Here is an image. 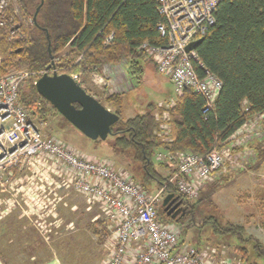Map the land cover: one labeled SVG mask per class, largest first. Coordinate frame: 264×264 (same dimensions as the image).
Segmentation results:
<instances>
[{
	"label": "trees",
	"instance_id": "trees-1",
	"mask_svg": "<svg viewBox=\"0 0 264 264\" xmlns=\"http://www.w3.org/2000/svg\"><path fill=\"white\" fill-rule=\"evenodd\" d=\"M14 1L26 23L19 31L22 38L17 40L9 39L12 37L7 27L0 28V74L14 69L46 71L51 66L48 71L54 69V74L77 76L87 94L119 117L107 137L113 154L132 160L136 165L133 171L142 180L143 189L148 191L145 188L148 183L156 184L157 191L165 187L163 197L174 194L187 207L185 214L174 220L162 211L169 220L167 223L186 224V228L195 225L194 211L200 201L181 195L175 183L165 184L175 172L166 177L158 172L159 155L187 153L205 157L214 151L228 150L236 162L239 154L250 150L256 158L249 169H258L264 158V0H222L213 14L214 24L194 51L197 62H193V68L197 76L202 77L207 71L221 83L211 110L204 113L203 97L185 87L174 99L165 101V105L149 104L145 111L127 120L121 118L124 108L121 94L103 91L102 102L88 85L94 75L113 67L125 68L130 80L142 78L143 67L151 63L142 46L166 45V39L156 29L162 18L155 0H43L42 5L41 0ZM38 7L34 23L32 18ZM110 34L112 40L106 44ZM25 84L29 87L27 95L22 94V89L19 92L24 107L36 104L34 114L41 120L60 116L37 94L32 81ZM164 113L168 115L167 121L161 120ZM251 121L261 125V136H253L254 143L249 139L231 145V137ZM162 123L168 127L167 137L160 128ZM239 170L230 163L225 175ZM207 225L215 236L232 238L237 244L248 241L243 240L245 231L241 226L220 225L207 218L200 227ZM200 243L197 241L196 249ZM236 248L243 263L264 264L263 244L252 241L249 251L241 245Z\"/></svg>",
	"mask_w": 264,
	"mask_h": 264
},
{
	"label": "built area",
	"instance_id": "built-area-1",
	"mask_svg": "<svg viewBox=\"0 0 264 264\" xmlns=\"http://www.w3.org/2000/svg\"><path fill=\"white\" fill-rule=\"evenodd\" d=\"M221 1L155 0L162 18L156 29L166 39V45L142 46L157 74L173 85L175 94L189 87L203 97L204 113L212 109L221 83L207 71L198 77L193 68L196 55L194 51L185 52V47L206 35L214 24L213 14ZM19 12L13 1L0 0V28L7 27L10 34L18 30ZM112 37L110 34L106 38V44ZM46 73L52 75L54 69L38 72L18 69L0 74V186L8 187L15 170L20 172L36 162L50 161L63 187L82 195L88 203L97 204L102 212L109 233V254L101 264H245L240 260L207 257L202 249L180 246L176 226L157 218L156 208L163 189L150 194L131 174L114 169L109 161L85 156L62 141L42 136L32 114L21 104L19 92L26 81L34 85ZM71 78L80 83L77 76ZM92 79L102 81L103 78L94 75ZM167 119L164 113L161 120ZM252 123L248 122L231 137V145L259 136L254 131L248 133V124ZM160 128L166 135L167 125L162 123ZM228 155V150L214 151L205 157L177 154L172 179L178 192L189 200L196 199L204 182L222 169Z\"/></svg>",
	"mask_w": 264,
	"mask_h": 264
},
{
	"label": "rangeland",
	"instance_id": "rangeland-1",
	"mask_svg": "<svg viewBox=\"0 0 264 264\" xmlns=\"http://www.w3.org/2000/svg\"><path fill=\"white\" fill-rule=\"evenodd\" d=\"M12 1L15 3L14 0ZM23 21L24 17L19 12L16 19V24L19 29L11 33L10 36L12 38L9 39L17 40L22 38L19 31L21 32V29L24 28L22 25ZM150 61L151 63H147V65L143 67L144 74L140 80H130L124 72L120 71L119 67H113L104 69L103 72L99 74V76L103 78L102 81H94L91 78L88 85L89 89L92 93L98 94L102 102L101 94L103 91H108L107 93L115 95L121 94L124 100V108L121 116L122 120L130 119L136 114L145 111L149 104L161 103L162 105V102L174 99L176 94L174 93L173 85L157 74L154 63L152 60ZM21 91L23 95H27L29 91L28 85L24 84ZM102 104L108 107L104 103ZM36 107H38L36 104H31L28 110L32 114L31 118L36 122L42 136L55 138L62 142L64 141L68 143V146L71 145L75 150L77 149L76 151L81 150V152L90 154L89 156L91 157L105 159L111 162L113 167H117L121 171H126L129 174L133 172L132 177L135 182L140 186L143 184L142 180L133 171L136 165L132 160L130 158L116 157L113 154L110 149V138L102 143H93V141L85 138L76 129L69 126L61 116L53 115L46 116L42 120L39 119L34 114ZM252 122L253 121H251V123ZM248 126L250 127L249 134L254 131L261 136V125H254L252 123L248 124ZM256 128L258 130H256ZM165 136L167 137V135ZM164 140L168 141L166 139ZM249 142L254 143L255 141L251 139ZM166 155L167 154H164V156L161 155V161L157 162L159 164L156 166L158 172L163 177L168 176L171 172H175L177 166L176 155ZM225 157L222 167L223 171L217 173V179L211 184L205 185L204 189L198 192L197 200H199L200 203L196 206L194 211L195 225H190L188 228H186V224H178L175 226L179 231V242L183 243L182 246L196 248L197 241H200L199 249L204 250L202 252H205L207 257L238 261L240 260V252L236 248L237 245L245 247L248 251L250 250L252 241H257L264 245V158H262V162L258 169L254 170L249 169L254 166L256 158L255 153L250 150L239 154V158L236 162L233 161L229 155ZM46 162L49 163L50 161L46 160ZM230 163L235 167L240 166V170L237 171L235 175L226 176L225 171ZM49 172L50 171L40 170L38 171V176L48 177ZM13 176H17L16 172H14ZM172 178L173 176H171L165 184H173ZM60 181L61 179L59 180V186L63 189H67V187L65 188L60 184ZM1 182L2 179L0 180V184ZM7 188V185L3 187L0 186V200L4 199L9 193L6 192V194H3L2 192V189L6 191ZM145 188L150 194H154L157 191L156 184L148 183L145 185ZM161 189L165 191V187ZM10 193H13L18 204V206L17 204L15 205V208L23 211V203L16 197L18 196L17 192L10 191ZM73 198L77 207L72 216L68 215V217H66L63 215L62 219L58 218L55 224L49 223V219L43 218L41 219L42 225H40V229L34 221L36 219H31L30 226L32 227L33 225L35 229L32 227L34 232L28 235V237H30L28 242H34L36 251L33 253L32 249L31 252H26V254H35L34 262L45 260L52 252L57 253L67 264H101L107 257L109 247L106 242L107 235L106 233L104 234V231L101 229L103 215L99 206L95 204L96 206L93 205V210L85 212V207H87L85 204L86 200L84 202V200L81 197H77V195L73 196ZM163 198V196L160 198V203L156 210L158 220L162 223H167L169 220L162 214L163 208L160 209ZM15 199L12 198V200ZM2 203L1 201L0 210L6 205ZM94 217H96L95 221L93 219ZM207 218H213L220 225L229 223L243 227L245 231L243 240L248 241L237 244L236 240L232 238L215 236L211 226L207 225L205 227H200L202 221ZM70 220L73 221V224H70ZM4 221L5 220H0V227ZM50 224L52 225L51 228L57 225L56 232L54 230L50 231ZM1 233L0 231V240H2L3 237H11L13 240L16 238V235L3 236ZM28 239L29 238H27V240ZM27 245L28 247L26 250L30 248L29 244ZM39 249H41L42 252L39 253L37 251ZM249 257L252 259V252H249ZM24 260L28 261V258L23 257V261Z\"/></svg>",
	"mask_w": 264,
	"mask_h": 264
},
{
	"label": "crops",
	"instance_id": "crops-1",
	"mask_svg": "<svg viewBox=\"0 0 264 264\" xmlns=\"http://www.w3.org/2000/svg\"><path fill=\"white\" fill-rule=\"evenodd\" d=\"M120 71L126 73L125 68L120 69ZM163 104L165 105V102H162V105ZM157 105L160 106L161 103H158ZM78 151L85 156L90 155L88 153L81 152V150ZM50 164L51 163L47 162H36L34 165L29 168H25L23 171L19 172L15 170L14 172H16L17 176L9 180L10 183L8 184L7 191L4 192L2 189L3 194H6V192L8 193L11 190L12 192H17L18 196L16 197L19 201H22L23 211L15 208L17 202L13 193L9 192L4 199L0 200V202H3V205L6 204L5 207L0 210V220H5L0 227V231L2 232L1 234L3 236L16 235L14 240L13 238L11 239V237H3L2 240H0V264H67L57 253L54 252L50 253L45 260L34 262L35 254L33 253L36 251L34 247L35 244L34 242H28L30 240L28 235L33 234L35 229L33 225L32 227L34 229L30 226L31 219H36L34 221L38 225L39 229L40 225H42L41 219L43 218L49 219V223L55 224V222L58 221V218L62 219L63 215L68 217V215L72 216L74 214V210L77 205L75 204L73 196L77 195V197H81L84 202L86 200L82 195L74 193L71 188H61L59 186V178L57 176L58 173H56V170H54ZM113 168L120 170L117 167ZM40 170L50 171L48 177H39L38 171ZM235 174L236 173H232V175ZM217 177V174H213L208 181L204 182L200 190H203L205 185L214 182ZM12 198L15 200H12ZM85 204L87 206L85 207V212H90L93 210L92 208H94L93 205L96 206L95 204H90L87 201ZM93 219L95 221L96 217ZM70 221V224H73V221ZM101 222V229L104 231V234L106 233L107 235L106 242L108 245L109 233L107 223L103 217ZM51 226L52 225L50 224V231L54 230L56 232L57 225L52 228ZM27 238L29 239L27 240ZM27 244H29L30 248L26 250L28 247ZM32 249L33 253L26 254V252H31ZM37 251L39 253L42 252L41 249ZM23 257L28 258V261H23Z\"/></svg>",
	"mask_w": 264,
	"mask_h": 264
},
{
	"label": "water",
	"instance_id": "water-1",
	"mask_svg": "<svg viewBox=\"0 0 264 264\" xmlns=\"http://www.w3.org/2000/svg\"><path fill=\"white\" fill-rule=\"evenodd\" d=\"M42 3L43 0H41V5ZM39 8L33 15L34 23ZM202 42L203 39L190 42L185 47V52L195 51ZM50 68L51 66H48L46 71ZM34 87L37 94L55 109L65 121L91 141H105L111 133V127L119 120L117 115L87 94L69 76L46 73L35 82ZM181 204L182 201L178 200L177 196L167 194L162 199L161 207L163 213L174 220L178 214L183 216L187 210V207H179Z\"/></svg>",
	"mask_w": 264,
	"mask_h": 264
},
{
	"label": "flooded vegetation",
	"instance_id": "flooded-vegetation-1",
	"mask_svg": "<svg viewBox=\"0 0 264 264\" xmlns=\"http://www.w3.org/2000/svg\"><path fill=\"white\" fill-rule=\"evenodd\" d=\"M179 207H184V205L181 204ZM180 216H181V214H178V215L175 217V219L179 218Z\"/></svg>",
	"mask_w": 264,
	"mask_h": 264
}]
</instances>
